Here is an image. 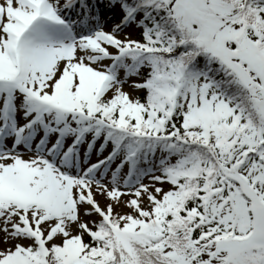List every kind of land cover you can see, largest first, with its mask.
<instances>
[{
  "label": "snow or ice",
  "instance_id": "6c2138e0",
  "mask_svg": "<svg viewBox=\"0 0 264 264\" xmlns=\"http://www.w3.org/2000/svg\"><path fill=\"white\" fill-rule=\"evenodd\" d=\"M0 264H264V0H0Z\"/></svg>",
  "mask_w": 264,
  "mask_h": 264
}]
</instances>
